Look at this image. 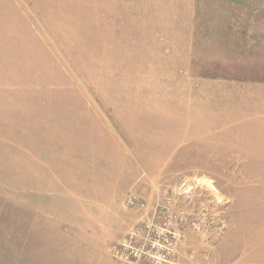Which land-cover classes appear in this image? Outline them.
<instances>
[{"label":"rangeland","instance_id":"1","mask_svg":"<svg viewBox=\"0 0 264 264\" xmlns=\"http://www.w3.org/2000/svg\"><path fill=\"white\" fill-rule=\"evenodd\" d=\"M130 191L264 264V0H0V264H142Z\"/></svg>","mask_w":264,"mask_h":264},{"label":"built area","instance_id":"2","mask_svg":"<svg viewBox=\"0 0 264 264\" xmlns=\"http://www.w3.org/2000/svg\"><path fill=\"white\" fill-rule=\"evenodd\" d=\"M125 203L143 209L139 219L108 249L117 261L142 264H170L178 245V234L173 230L179 220L169 202H158L147 211L148 204L130 191ZM160 219L159 222L157 220Z\"/></svg>","mask_w":264,"mask_h":264},{"label":"crops","instance_id":"3","mask_svg":"<svg viewBox=\"0 0 264 264\" xmlns=\"http://www.w3.org/2000/svg\"><path fill=\"white\" fill-rule=\"evenodd\" d=\"M105 256L107 257L106 252H105V254H102V253H101V254L98 256V260H103V258H104ZM107 258H109V256H108ZM109 259H111V258H109ZM109 259H106L105 261L110 262ZM111 260H113V259H111ZM114 261H115V260H114Z\"/></svg>","mask_w":264,"mask_h":264}]
</instances>
